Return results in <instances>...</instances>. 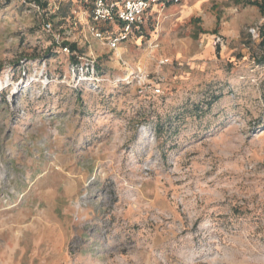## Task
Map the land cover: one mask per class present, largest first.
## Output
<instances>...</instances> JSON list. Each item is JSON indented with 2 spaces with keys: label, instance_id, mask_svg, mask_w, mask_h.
<instances>
[{
  "label": "rangeland",
  "instance_id": "374dc122",
  "mask_svg": "<svg viewBox=\"0 0 264 264\" xmlns=\"http://www.w3.org/2000/svg\"><path fill=\"white\" fill-rule=\"evenodd\" d=\"M49 1L0 0V264H264L259 0L157 8L116 50Z\"/></svg>",
  "mask_w": 264,
  "mask_h": 264
},
{
  "label": "built area",
  "instance_id": "2783aa9c",
  "mask_svg": "<svg viewBox=\"0 0 264 264\" xmlns=\"http://www.w3.org/2000/svg\"><path fill=\"white\" fill-rule=\"evenodd\" d=\"M27 0H23L26 3ZM91 9L89 18L91 25L88 26L90 35L100 41H106L108 46L116 50L118 45L127 40L130 35H138V38L143 37V28L150 19V15L157 8L162 10L168 5L179 4L181 0H90ZM46 5L49 13H55L59 10L58 5L49 0H41V4L33 2V8L38 12L42 5ZM155 8V9H154ZM157 13V11H155ZM117 28V30L115 29ZM51 24L44 23V30L51 31ZM250 37L258 40L259 27L250 29ZM220 42L219 37L216 38V43ZM67 50V48H64ZM87 60V59H85ZM87 65L91 67L92 71L95 69V60H87ZM164 62H161L163 64ZM159 93V89L155 90Z\"/></svg>",
  "mask_w": 264,
  "mask_h": 264
},
{
  "label": "trees",
  "instance_id": "16d2710c",
  "mask_svg": "<svg viewBox=\"0 0 264 264\" xmlns=\"http://www.w3.org/2000/svg\"><path fill=\"white\" fill-rule=\"evenodd\" d=\"M37 4H41V0H34ZM251 5H254L256 6L259 11L261 12L262 15H264V0H259V1H252V2H249ZM258 48L260 50V54L258 56V59H257V63L259 65H263L264 64V24H262L261 26H259V37H258ZM64 45H68V44H64ZM70 48L72 50L75 49V46L74 45H69ZM219 48H216V52L218 51ZM75 62V60H73ZM77 65V63H76Z\"/></svg>",
  "mask_w": 264,
  "mask_h": 264
}]
</instances>
